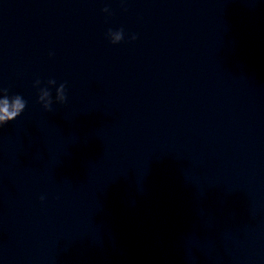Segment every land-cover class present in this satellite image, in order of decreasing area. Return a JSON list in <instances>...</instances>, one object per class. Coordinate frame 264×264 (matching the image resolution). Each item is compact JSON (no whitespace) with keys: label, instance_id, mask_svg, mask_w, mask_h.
Returning <instances> with one entry per match:
<instances>
[{"label":"water","instance_id":"water-1","mask_svg":"<svg viewBox=\"0 0 264 264\" xmlns=\"http://www.w3.org/2000/svg\"><path fill=\"white\" fill-rule=\"evenodd\" d=\"M5 89L0 264H264V153L202 0H0Z\"/></svg>","mask_w":264,"mask_h":264},{"label":"clouds","instance_id":"clouds-1","mask_svg":"<svg viewBox=\"0 0 264 264\" xmlns=\"http://www.w3.org/2000/svg\"><path fill=\"white\" fill-rule=\"evenodd\" d=\"M107 9H104L106 11ZM111 32V30H109ZM123 37V30H118L115 35V40L112 41V43H115L117 41H120ZM133 39H135V36H133ZM49 83H55L54 80H50ZM61 95L60 99L65 102L66 96H65V86L64 84H61L60 89L57 90ZM4 95L0 97V126L15 120L20 114L24 111L26 107V101L20 96L15 95L12 97H9L7 95V90H3ZM49 93H45V95H48ZM50 110V107L48 108ZM43 199V198H42Z\"/></svg>","mask_w":264,"mask_h":264}]
</instances>
